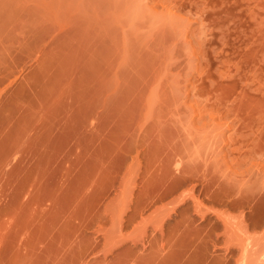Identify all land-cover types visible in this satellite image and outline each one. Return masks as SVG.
<instances>
[{
	"label": "rangeland",
	"instance_id": "1",
	"mask_svg": "<svg viewBox=\"0 0 264 264\" xmlns=\"http://www.w3.org/2000/svg\"><path fill=\"white\" fill-rule=\"evenodd\" d=\"M0 93V264H264V0H0Z\"/></svg>",
	"mask_w": 264,
	"mask_h": 264
},
{
	"label": "bare ground",
	"instance_id": "2",
	"mask_svg": "<svg viewBox=\"0 0 264 264\" xmlns=\"http://www.w3.org/2000/svg\"><path fill=\"white\" fill-rule=\"evenodd\" d=\"M1 94L2 93H0V95ZM13 111L17 112L14 108H6V109H3L2 113H0V120L2 123H5L6 124L5 127H7V129L5 131V135H9L10 130L13 129V127H14L13 120H14L15 114ZM41 115H40V117H41ZM38 120H39V118H38ZM1 134L2 133L0 132V135ZM3 138L4 137L2 136L0 138V141ZM27 142L28 141H25L23 144H25ZM27 146H28L27 144L23 146L24 151L27 150ZM5 157H7V154L5 155ZM5 159L3 157V160L2 159L0 160V188H1V191H0V229L2 230V232L0 231V245L4 241L6 242V239H9L8 237H10V235H11L10 232L12 233V229L13 228L15 229V227L18 226L16 224V222L19 218H22L23 220L25 218V221H27L26 217L28 216L27 214H29V210H28L29 201L36 202L37 200H39V199H37V197L34 193L40 191L41 185H42L41 184L42 180H41L40 170L33 172V167H34V164H36V163L28 164L26 171L24 172L23 176L20 178V180H18V182H16L12 176L10 177V175H11L10 174L11 172L9 171L11 169L10 166H9L10 169L7 168L8 170L3 169ZM7 164L9 165V162ZM7 164L5 163L6 166H7ZM7 171H9L10 173L7 174ZM29 186L32 187V189H34L36 191L35 192L30 191ZM22 197H24L23 200H22ZM2 198H4V200H2ZM3 201H4V203H3ZM17 208L21 209V210L16 212ZM132 210H133V212H132V214L129 215V217L134 215L136 212L139 211L136 208V204H135V206H133ZM40 216H42V215H40ZM8 219L10 222H8ZM25 223H26V226L28 227V224H27L28 222H25ZM23 225H22V228L25 227V226L23 227ZM20 226L18 227L17 230L18 231L20 230L21 234H23L22 233L23 231H22ZM25 229L26 228H24L23 230L25 231ZM27 230H28V228L26 229V232H27ZM26 232H24V233L26 234ZM27 234H26V236H27ZM7 235H8V237H7ZM12 236H13V234H12ZM24 243L25 242H23V244Z\"/></svg>",
	"mask_w": 264,
	"mask_h": 264
}]
</instances>
